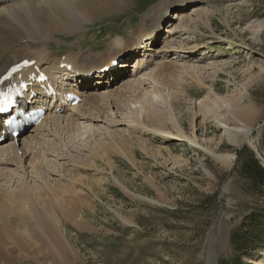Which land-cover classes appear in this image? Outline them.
<instances>
[{"label":"rangeland","instance_id":"1","mask_svg":"<svg viewBox=\"0 0 264 264\" xmlns=\"http://www.w3.org/2000/svg\"><path fill=\"white\" fill-rule=\"evenodd\" d=\"M132 1L127 14H114L107 21L90 24L78 41L74 35H61L47 47L55 60L80 52L77 42L83 56L94 44L100 46L93 54L101 55L115 36L131 41L133 35L149 31L154 26L150 14L154 5L171 3L152 50L167 54L169 60L176 55L182 58L176 70H166V78L158 77L159 93L170 96L180 127L202 148L154 132L159 124L170 129L164 118L145 124V130H132L126 122L115 131L108 127L113 120L131 116L128 107L138 97L137 89L127 94L126 106L116 104L122 107L121 114L115 112L116 106L110 107L108 121H80L72 133H63V143L43 157L50 167L55 163V172L47 167L42 174L63 198L71 193L60 183L77 191L83 201L77 206L82 229L58 217L67 247L74 254L71 262L205 264L207 243L221 216L227 228L216 264L264 261V175L256 173L248 159L249 151L264 171V0H233L230 10L226 0H201L191 7L213 10L207 24L198 23L196 32L172 36L165 30H173L168 24L177 23L171 18L173 13L188 15L191 10L178 11L179 1ZM182 46L193 49L183 51ZM140 55L118 57L117 62L127 61L125 78L136 69L133 65ZM88 58L93 63L103 60L90 54ZM150 58H144V67L133 79L148 77L162 62L161 58ZM195 77H203L205 85L195 84ZM139 83L141 91L153 90L152 84ZM207 95L233 98L242 107L246 103L255 107L251 139L256 149L245 143L235 147L227 141L222 129L199 110L198 102ZM204 149L222 159H215Z\"/></svg>","mask_w":264,"mask_h":264},{"label":"bare ground","instance_id":"2","mask_svg":"<svg viewBox=\"0 0 264 264\" xmlns=\"http://www.w3.org/2000/svg\"><path fill=\"white\" fill-rule=\"evenodd\" d=\"M131 1H0V93L11 87L17 88L27 84L28 87L20 89V94L27 99L36 95L31 99V107L43 106L47 110L39 124L30 126L15 139H5L0 142V264L30 262L45 264V261L50 264H75L71 262L70 256L74 254L69 245L67 247L68 242L61 227L62 220L58 217L73 221L75 228L82 229L84 223L77 206L83 201L76 194L77 191L66 189V185L60 183L61 188L71 193L69 197L63 198V193L56 185L43 176L42 171L47 167H52L51 172H55V167L52 166L55 163L53 162L50 167L43 158L44 154L50 155L54 146L61 141L63 143L62 134L72 133L80 121L88 123L108 121V110L114 106H116L115 112L121 114L122 107L120 108L119 105L128 104L127 94H133L134 89H137L138 92H135L138 97L130 107L127 105L131 116H127L125 120H113L107 123L108 127L115 128L113 129L115 131L126 122L127 127L132 130L138 128L145 130V124H155L164 118L170 129L159 124L154 132L168 139L185 140L199 149L202 148L195 138L191 139L180 127L170 96L159 93L161 81L158 83V77L166 78L165 75L168 74L166 70H176L177 61L182 58L176 55L173 60H169L167 54H159L152 50L158 39L160 25L165 20L163 18L168 17L166 10L171 3H160L154 5V11L149 10L152 15L151 20L155 19L154 26L149 31L133 35L131 41L115 36L101 55L93 54V50L100 46L94 44L90 46L92 48H88L87 55L83 56L80 53L81 46L77 42L80 52L55 60L53 58L55 54L52 56L51 50L47 47L50 41H58L57 36L61 35L65 37L74 35L78 41L90 29L87 27L90 24L107 21L114 14H127L128 6L132 5ZM175 1L180 2L177 4L178 11L191 10V13L188 15L182 12L173 13L174 16L171 18L176 19L177 23L168 24L173 30L168 28L165 30L170 36L180 32L183 34L196 32L198 23L207 24L210 15L213 14L212 9L195 10L191 7L201 3V0L171 2ZM226 1L230 10L229 8L233 7V4H230L233 0ZM190 49L193 47L182 46L183 51ZM89 54L92 58L103 60L93 63L88 58ZM125 54L126 56L141 54L133 65L136 69L127 78H125L127 61L117 62L118 57ZM150 56L161 58L162 62L157 64V68L148 77L140 75L138 79H133V76H137L144 67L142 63L144 58L148 60ZM21 62H26L21 71L5 79L9 71ZM45 65L48 68H44ZM68 67L71 69L68 70ZM190 68L195 70L196 67L192 65ZM42 73H47L52 81L66 82L63 90L61 82L55 90L59 94L64 91L66 94L77 95L81 99L80 103L75 107H69L59 99L52 105L42 91L41 85L36 83ZM193 80L195 84L205 85L203 77H195ZM139 82L152 84L153 90L141 91L138 88L141 84ZM239 103L233 98L222 96L213 98L207 95L198 102V106L208 119L222 129L228 142L234 146L245 143L256 149L251 139L256 109L251 103H246L243 107ZM42 148L45 150H41ZM204 151L217 160L222 159V156L210 150L204 149ZM226 228L221 216L210 234L205 264H216L220 249L225 242ZM257 264H264V261H259Z\"/></svg>","mask_w":264,"mask_h":264},{"label":"trees","instance_id":"3","mask_svg":"<svg viewBox=\"0 0 264 264\" xmlns=\"http://www.w3.org/2000/svg\"><path fill=\"white\" fill-rule=\"evenodd\" d=\"M241 154L242 152L240 151L237 157V162L240 161L241 159ZM248 159L251 160V167L254 168V170L256 171V173H258L259 175H264V171L262 170V168L258 165V161L253 157V154L251 152L248 151ZM234 245V244H233ZM235 247H237V245L235 244Z\"/></svg>","mask_w":264,"mask_h":264}]
</instances>
